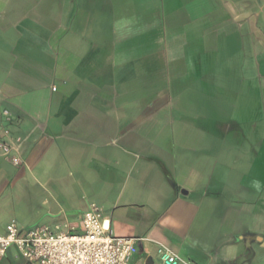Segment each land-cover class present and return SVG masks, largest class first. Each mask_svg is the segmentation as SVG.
Here are the masks:
<instances>
[{
	"label": "crops",
	"instance_id": "crops-1",
	"mask_svg": "<svg viewBox=\"0 0 264 264\" xmlns=\"http://www.w3.org/2000/svg\"><path fill=\"white\" fill-rule=\"evenodd\" d=\"M261 55L264 0H0V233L35 226L28 181L40 225L99 205L129 264H264Z\"/></svg>",
	"mask_w": 264,
	"mask_h": 264
},
{
	"label": "built area",
	"instance_id": "built-area-1",
	"mask_svg": "<svg viewBox=\"0 0 264 264\" xmlns=\"http://www.w3.org/2000/svg\"><path fill=\"white\" fill-rule=\"evenodd\" d=\"M53 89H56L53 87ZM5 154L11 146L0 140ZM12 162L19 164L18 157ZM15 246L19 256L29 264H129L138 248L135 239L117 236L105 220L102 208L92 203L77 224L63 227L38 225L23 228L15 219L0 233V261ZM162 264H178L180 258L165 246L158 249Z\"/></svg>",
	"mask_w": 264,
	"mask_h": 264
},
{
	"label": "rangeland",
	"instance_id": "rangeland-1",
	"mask_svg": "<svg viewBox=\"0 0 264 264\" xmlns=\"http://www.w3.org/2000/svg\"><path fill=\"white\" fill-rule=\"evenodd\" d=\"M254 62L257 68L258 80L264 83V56L261 55L259 58H254ZM44 213H46V211L42 208L40 198L33 191L31 182L22 181V225H40L43 221L41 218H38V215ZM22 264H26V261L23 258Z\"/></svg>",
	"mask_w": 264,
	"mask_h": 264
},
{
	"label": "clouds",
	"instance_id": "clouds-1",
	"mask_svg": "<svg viewBox=\"0 0 264 264\" xmlns=\"http://www.w3.org/2000/svg\"><path fill=\"white\" fill-rule=\"evenodd\" d=\"M257 189H259V183L256 184Z\"/></svg>",
	"mask_w": 264,
	"mask_h": 264
},
{
	"label": "water",
	"instance_id": "water-1",
	"mask_svg": "<svg viewBox=\"0 0 264 264\" xmlns=\"http://www.w3.org/2000/svg\"><path fill=\"white\" fill-rule=\"evenodd\" d=\"M149 262H150L149 264H151V263H152V261H151V260H149Z\"/></svg>",
	"mask_w": 264,
	"mask_h": 264
}]
</instances>
